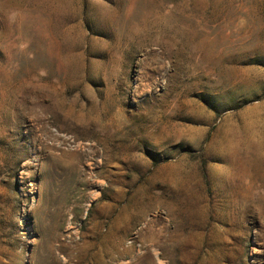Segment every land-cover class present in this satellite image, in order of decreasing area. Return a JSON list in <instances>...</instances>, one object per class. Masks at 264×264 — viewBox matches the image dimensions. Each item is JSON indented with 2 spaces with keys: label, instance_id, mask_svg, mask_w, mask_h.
<instances>
[{
  "label": "rangeland",
  "instance_id": "rangeland-1",
  "mask_svg": "<svg viewBox=\"0 0 264 264\" xmlns=\"http://www.w3.org/2000/svg\"><path fill=\"white\" fill-rule=\"evenodd\" d=\"M260 145L264 0H0V264H264Z\"/></svg>",
  "mask_w": 264,
  "mask_h": 264
},
{
  "label": "bare ground",
  "instance_id": "bare-ground-1",
  "mask_svg": "<svg viewBox=\"0 0 264 264\" xmlns=\"http://www.w3.org/2000/svg\"><path fill=\"white\" fill-rule=\"evenodd\" d=\"M32 92H33V91H32ZM21 105H22V104H21ZM26 106H27V105H26ZM31 106H32V105H31ZM36 106H37V105H36ZM30 117H31V116H30ZM261 118H262V117H261ZM261 118H260V119H261ZM39 139H40V138H39ZM42 140H43V139H42ZM262 142H263V141H262ZM261 145H262V144H261ZM261 145H260V148H259V150H260L259 152H261V153L263 154V159H262V160L264 161V145H263V146H261ZM261 156H262V155H261ZM261 156H260V157H261ZM261 158H262V157H261ZM261 158H259V159H261ZM257 160H258V159H257ZM262 160H258V161H262ZM252 163H253V162H252ZM255 163L257 164V161H255ZM255 163H254V164H255ZM259 163H260V162H259ZM262 166H263V168H262V170L260 169V170H261L260 173H264V172H262V171L264 170V165L261 164V167H262ZM257 168H258V167H257ZM252 169H254V166L252 167ZM254 170H255V169H254ZM256 170L259 171V169H256ZM258 171H256V172H258ZM254 172H255V171H254ZM258 173H259V172H258ZM254 175H257V174L255 173ZM260 175H262V174H260ZM263 177H264V176H263ZM262 179H263V178H262ZM263 180H264V179H263ZM263 183H264V182H263ZM259 186H263V185H262V184H258V185H257L256 183L250 182L248 188H254V187H259ZM247 195H248V194H247ZM260 201H261V200H260ZM260 201H259V202H260ZM252 203H253V202H252ZM261 203H262V202H261ZM255 204H257V203H255ZM260 205H261V204H260ZM260 205H259V206H260ZM263 206H264V205H263ZM259 209H260V208H259ZM262 211H263V210H262Z\"/></svg>",
  "mask_w": 264,
  "mask_h": 264
}]
</instances>
